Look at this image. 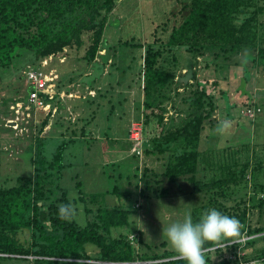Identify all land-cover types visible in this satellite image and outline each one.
Returning a JSON list of instances; mask_svg holds the SVG:
<instances>
[{
  "label": "trees",
  "instance_id": "1",
  "mask_svg": "<svg viewBox=\"0 0 264 264\" xmlns=\"http://www.w3.org/2000/svg\"><path fill=\"white\" fill-rule=\"evenodd\" d=\"M118 1L0 0V72L19 71L24 56L28 58V66L34 64L39 69L46 58L52 56L58 59L68 55L69 50L81 51L85 47L84 60L88 63L95 64L98 57L107 61V54L100 55L99 52L102 49H112L108 45L105 32L114 24L111 17ZM258 2L259 0H188L186 4L183 2L178 13L181 20L170 32L166 25L160 27V33H165V38L157 35V26L154 33L157 38L152 43H142L135 37L126 41L119 40V47L143 51L140 59L144 80V115L143 119L138 120H143L142 126L145 129L151 127L153 134L160 130L159 134H155L148 141L153 149L147 146L148 142L145 143L144 149L148 155L167 154L163 174L144 169L143 180L147 185L146 189L135 193L120 192L119 188L114 186L105 192L106 195H121L126 199L135 195L134 207L122 204L112 207L105 205L101 200L103 193L84 192L79 176L74 177L73 187L78 196L71 198V188L61 182L67 174L65 171L71 167L66 164L65 151L70 143L78 140L75 138L78 133L72 130L71 136H68L51 156L45 155V137H41L36 141V151L31 159L33 174L19 177L16 186L0 187V264H186L175 251L159 255L139 252V236H136L133 242L130 240L132 230L127 233L122 230L130 229L138 200L141 197H150L148 192L152 190V181L149 179V173L156 178L155 183L160 184L161 192L164 179L173 184L182 179L193 184L196 193L211 192L210 205H215L216 196L223 193V197L226 187L239 185L245 181L248 174L253 180V174L263 169L264 164L251 167L249 161L237 169L233 166L237 161L232 159V156L235 158L238 155L236 151L229 157L232 164L223 166L221 176L218 179L212 178L210 183H207L200 174L205 172V168L211 166L214 160L211 161L208 153L205 155L199 150L202 139L208 137L204 135L206 122L212 121L217 111V98L214 92L206 91L198 75L213 66L216 68V60L230 58L250 49L257 51L259 60L264 64V50L261 47L263 38L260 34L264 26L261 19L264 4ZM179 52L184 53L182 62L187 63L186 66L183 63L182 67L180 66ZM207 53L214 58L200 61L199 57H204ZM187 55L190 56L189 60L186 59ZM169 61L173 66L169 67ZM98 68L101 72L104 66ZM176 70H191L188 78L194 81L196 89L191 97L183 100L188 106V111L183 110L184 114L178 124L174 123L173 118L167 120L170 112L168 107L164 106V102L173 99L170 93L173 88L174 91L179 88H175V85H178ZM121 73L123 75V70ZM58 82V93L65 91L69 95L73 91L65 88L61 80ZM31 89L32 87L27 85L26 93ZM4 99L8 101V98ZM251 109L256 115L261 113V108L254 106ZM49 123V117L42 121L40 134ZM88 135V130H85L82 136L85 138ZM81 174L84 180V175ZM253 187L256 189V196L251 198L252 207L264 208V198L258 197L264 193V185ZM62 204L70 205L66 211L72 217L71 222L60 218L58 206ZM79 204L84 206L87 216L84 225L74 220V212ZM241 204L245 207L243 210H240V205L235 209L219 205V211L241 221V237L247 231L246 228L248 235L255 236L248 242L249 246L264 239V228H249L247 201L244 200ZM208 208L209 206H204L193 211V220H198L199 214ZM230 210H235L236 213H230ZM117 229L119 234L115 236L114 231L117 232ZM22 234H26L24 240L21 239ZM88 246L97 250L95 255L90 254ZM214 247L217 246L205 243V250H209L206 254L212 253L210 249ZM219 251L217 249L216 252ZM28 257L35 259L30 260ZM249 257L264 262V249ZM206 261L207 264H229L226 260L218 262L207 258Z\"/></svg>",
  "mask_w": 264,
  "mask_h": 264
},
{
  "label": "rangeland",
  "instance_id": "2",
  "mask_svg": "<svg viewBox=\"0 0 264 264\" xmlns=\"http://www.w3.org/2000/svg\"><path fill=\"white\" fill-rule=\"evenodd\" d=\"M186 1L188 0H119L111 17L114 24L105 32L108 45L112 49L110 51L102 49L99 52L100 55L107 54L108 60L105 61L106 59L98 57L95 64L88 63L84 60L86 47L81 51L69 50L68 55L54 59L49 64V69L57 72L59 81H62L65 88L73 89L72 94H65L63 99L58 97L52 105L53 112L37 108L36 110L31 109L29 116L24 111L20 112L18 115L19 128L16 124L17 115L11 106L16 101L25 102L27 100L26 74L29 69L38 68L34 64L28 66V58L24 56L21 59L19 71L0 72V187L16 186L19 177L33 174L31 159L36 151L37 140L45 137L43 151L45 155L51 156L76 130L78 136L75 138L78 140L70 143L65 151L66 164L71 167L65 171L67 174L61 182L71 188V198L78 196L73 187L74 177L79 176L84 192L103 193L101 200L105 205L112 207L122 204L134 207L135 195L126 199L121 195H106L105 192L110 191L114 186H117L120 192L135 193L146 189L147 185L143 180L144 169L162 175L167 162V154L148 155L145 153V143L155 134H159L160 130L153 134L151 127L145 129L142 126L143 120H138L143 119L144 115L142 109L144 80L140 59L143 51L119 47L118 42L135 37L142 43H152L157 38L154 36L157 26V35L165 38V33H160V27L166 25L170 32L181 20L178 13L183 2L186 4ZM258 3L262 5L264 0H259ZM261 19L264 22V14ZM260 34L263 38L261 47L264 50V26ZM182 54L184 53H178L181 67L182 63L185 66L187 64L182 62ZM189 58L190 56L187 55L186 59L189 60ZM213 58L207 53L204 57H199V60H212ZM216 62V68L213 66L198 75L206 91L214 92L217 98V111L212 121L206 122L204 135L208 137L199 147L203 154L208 153L207 156L211 161L214 160L211 166L206 167L205 172L200 174L207 183H210L212 178L218 179L221 176L223 166L232 164L229 157L236 151L238 155L235 158L232 156V159L238 162L233 165L237 169L246 161L250 162L251 167L255 164H264V64L259 60L257 51L251 49L238 55H232L230 58H220ZM99 66H104L103 71H98ZM171 66L173 64L169 61V67ZM165 67H168V62L165 63ZM176 71L178 85H175V88L178 86L179 88L175 91L173 88L170 92L173 99L164 102V106H167L170 112L167 120L173 118L174 123L178 124L184 111H188V106L183 100L191 97L196 89L194 81L188 78L191 70L189 72ZM214 83L217 85L215 86ZM177 94L180 96L178 97ZM123 96H125L124 104L122 103ZM4 98H8L9 102ZM254 106L261 108V113L253 117L246 116L250 115L248 108ZM47 116L50 123L40 134L42 121L48 118ZM22 117L24 120L21 121ZM9 119L14 120V124L7 126L6 122ZM223 120L232 122V127L225 136H221L216 131L217 124ZM136 128L142 131L139 133V139L142 140L141 149L137 147L135 141L132 143L130 136ZM85 130H88L89 135L84 138L82 135ZM127 143L130 144L127 145ZM218 144H222V147L218 148ZM147 146L153 149L150 142ZM4 148L7 150L5 151ZM81 173L84 175V180ZM149 175L152 181V190L148 192L150 197L146 199L141 197L138 200V207L135 206L136 214L131 219L130 229L122 230L124 233L132 230L131 238L139 236L141 243L137 245V248L141 253L159 255L163 252L175 251L163 230L174 222L182 221L186 212L191 211L192 214L193 211L204 206H209L208 209L219 210V205H224L229 209H235L240 205V210H243L245 207L241 202L246 200L249 228H264V208L252 207L251 199L254 195L256 196V189L253 185H264V167L253 174V180L248 174L245 181L239 185L226 187L223 197V193L216 196L215 205H210L211 192L196 193L194 185L182 179L176 184L164 179L162 192L166 191L162 193L160 184L155 183L156 178L152 173ZM159 179L161 180V177ZM263 196L264 193L258 195L259 199ZM81 205L76 206L74 220L84 225L87 216L84 213V206ZM230 213L236 212L230 210ZM245 230L248 231V228ZM118 234L119 230L114 231L115 236ZM25 235H20L22 240L25 239ZM260 249H264V239L249 245L248 255L251 257L257 255ZM88 250L91 255H95L97 251L91 248ZM221 256L222 252L213 251L206 254L205 258L216 261Z\"/></svg>",
  "mask_w": 264,
  "mask_h": 264
},
{
  "label": "clouds",
  "instance_id": "3",
  "mask_svg": "<svg viewBox=\"0 0 264 264\" xmlns=\"http://www.w3.org/2000/svg\"><path fill=\"white\" fill-rule=\"evenodd\" d=\"M232 122L223 120L217 124L216 131L221 136L229 133ZM218 148L222 144L217 145ZM60 218L71 222L72 217L67 214L70 205H59ZM242 223L233 216L223 214L212 208L201 213L194 221L191 211L185 213L182 221L170 224L163 230L169 244L181 256L186 264H207L205 243L217 247H226V241L235 244L241 238Z\"/></svg>",
  "mask_w": 264,
  "mask_h": 264
},
{
  "label": "built area",
  "instance_id": "4",
  "mask_svg": "<svg viewBox=\"0 0 264 264\" xmlns=\"http://www.w3.org/2000/svg\"><path fill=\"white\" fill-rule=\"evenodd\" d=\"M61 57H58L60 59ZM54 57H49L43 60L41 67L39 69H29L26 74L27 85L31 86L32 89L27 93V100L25 102H16L11 106L12 110L15 112L16 124L19 128V114L24 111L28 116L31 115L30 110L40 109L43 111H54L52 110V105L57 99V96L61 99L65 97L64 92L58 93L57 86L59 76L57 72L53 69H49V64L54 61ZM71 95V94H70ZM56 108V107H55ZM57 109V108H56ZM56 111V110H55ZM246 112V111H245ZM244 112V114H245ZM248 117H253L256 112L253 109H248ZM24 120V117L21 118V121ZM7 126L14 124V120H8ZM142 132L140 129L136 128L130 135L133 141L138 148H142V140L139 139V133ZM136 139V140H135ZM140 144V145H138ZM140 150H138L139 152ZM140 154V153H139ZM264 198V196H263ZM138 207V204L136 205ZM255 236L248 235L247 231L244 232L243 236L235 243L231 242L225 243L228 244L226 247H214L210 249L211 252L220 250L222 256L220 259L216 260L221 262L226 260L229 264H262V261L259 259H251L247 252L248 242L254 239ZM130 240L135 241V237H130ZM234 246L236 248L234 249ZM209 250H206V253ZM30 260H34V257H28ZM182 258V257H180ZM178 259V258H175Z\"/></svg>",
  "mask_w": 264,
  "mask_h": 264
},
{
  "label": "crops",
  "instance_id": "5",
  "mask_svg": "<svg viewBox=\"0 0 264 264\" xmlns=\"http://www.w3.org/2000/svg\"><path fill=\"white\" fill-rule=\"evenodd\" d=\"M70 94H72V92H71ZM70 94H69V95H70ZM203 140H204V138L202 139L201 143H203Z\"/></svg>",
  "mask_w": 264,
  "mask_h": 264
}]
</instances>
